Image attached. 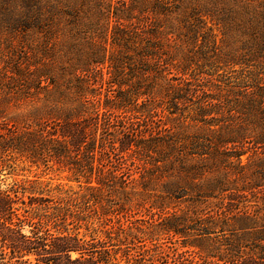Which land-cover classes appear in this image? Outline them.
<instances>
[{
  "label": "trees",
  "instance_id": "obj_1",
  "mask_svg": "<svg viewBox=\"0 0 264 264\" xmlns=\"http://www.w3.org/2000/svg\"><path fill=\"white\" fill-rule=\"evenodd\" d=\"M71 1L0 0L5 11L1 27L22 43L29 36L36 40L35 48L22 47L0 87V264H264V227L258 241L247 245L261 251L256 257L242 256V248L234 243L220 254L212 249L202 254L187 241L172 246L173 239L187 236L194 224L204 223L200 233L210 234L212 228L225 226L230 216L239 230L252 233L253 216L258 217L249 207L247 189L252 187L230 190L218 175L207 177L198 162L214 158L213 141L234 140L220 132L211 139L181 129L184 123L176 115L182 116L180 106L190 101V84L184 66L172 62L168 63L176 67L178 82L165 94L163 118L157 119L158 105L148 98L154 77L129 82L127 89L95 100L98 94L87 86V77L98 78L99 64L108 62L109 82L120 88L138 72L157 70L164 53L161 31L152 24L145 29L143 25L139 35L116 28L117 44L123 48L119 57H100L92 43L85 51L67 42L73 46L68 49L76 50V59L58 68L50 31L55 17L64 15L63 2ZM90 1L94 0L79 3ZM122 1L172 12L185 3ZM124 11L128 16L129 9ZM74 13L66 14L78 16ZM219 106L198 103L194 115L189 107L182 120H205L212 114L208 111L217 112ZM252 106L244 107L246 113ZM26 165L66 171L76 185L54 184L39 175L14 177ZM8 177L14 178L6 182ZM212 198L219 199L213 208L201 206Z\"/></svg>",
  "mask_w": 264,
  "mask_h": 264
},
{
  "label": "rangeland",
  "instance_id": "obj_2",
  "mask_svg": "<svg viewBox=\"0 0 264 264\" xmlns=\"http://www.w3.org/2000/svg\"><path fill=\"white\" fill-rule=\"evenodd\" d=\"M63 4L61 8L64 15L55 17L50 31L53 34L52 43L57 48L53 53L58 68L72 64L76 59V50L68 49L73 46H68L67 42L85 51L92 43L100 57H109L112 53L119 57L123 48L120 42L117 44L118 38L113 32L116 28L139 35L143 25L145 29L152 24L161 31L159 37L164 46V55H161L162 61L157 70L145 74L147 76L144 71L138 72L137 77H128L124 88H120L109 82L108 62L99 64L96 67L98 78L87 77V86L98 94L95 100L103 101L105 96L127 89L130 83L142 80L143 77L147 78L145 82L154 77L151 97L148 98L158 105L154 109V115H157V119L163 118L168 101L165 94L172 93L173 86L178 82L176 67L168 63L172 62L178 64L179 68L184 66L187 77L184 80L190 84L192 94L190 101L180 106L182 116L176 115L177 120L184 123L181 129L189 135L208 136L211 139L213 134L214 137L216 132H220L234 140L224 144L213 141L216 149L212 154L214 158H203L198 162L207 177H211V174L218 175L228 187H232L230 190L236 186L252 187L247 189L251 190L248 195L249 207L256 211L253 214L258 213L257 218L253 216L252 227L249 228L252 233L247 235V231L239 230L241 226L230 216L225 220V226L212 228L210 234L200 233L205 231L202 229L204 223L197 226L194 224L187 236L174 238L172 246L187 241L196 244V250H201L202 254L204 249H212L220 254L229 243H234L242 248V256H258L261 251L254 247L251 251L249 246L258 241L255 238L262 234L264 227V19L261 17V12L264 13V0H185L181 8L174 12L172 9L167 11L150 4L139 8L138 3L126 5L122 0H94L84 5L79 0H74ZM1 6L0 15H3L5 11ZM126 7L129 9L128 16H124ZM142 9L149 12L142 15ZM73 12L78 16L66 14ZM142 19L147 22L141 24ZM15 36L16 34L9 33L6 27L0 25V87L5 73L10 75L8 69L13 67L22 47L35 48V36L25 38L23 43ZM136 59L137 56L133 58L135 63ZM149 62L147 61L148 64ZM167 68L169 70L165 72ZM127 71L126 67L121 72L125 74ZM162 71L165 73L158 76ZM206 95L208 100L204 98ZM216 98L225 100L222 102ZM207 102L220 103L219 110L208 111L212 114H207L205 120L193 121L188 117L185 122L182 120L189 107L192 115L196 104ZM248 103L253 105L249 114L244 109ZM228 109L231 110L227 111ZM242 150L247 153L238 157L237 154ZM33 175H39L42 180L54 184L76 185L68 180L66 171H46L43 167L26 165L14 177ZM14 177H8L6 182ZM203 201L202 207L206 208L208 205L213 208L219 199ZM81 231L85 232V229L82 228ZM261 243L264 244V241Z\"/></svg>",
  "mask_w": 264,
  "mask_h": 264
}]
</instances>
